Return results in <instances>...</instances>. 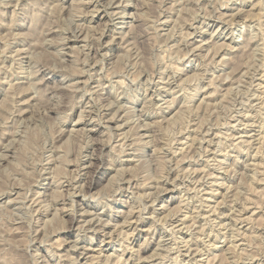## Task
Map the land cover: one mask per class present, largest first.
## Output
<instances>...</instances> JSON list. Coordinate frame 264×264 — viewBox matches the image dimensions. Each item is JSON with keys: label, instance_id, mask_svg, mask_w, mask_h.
I'll use <instances>...</instances> for the list:
<instances>
[{"label": "clouds", "instance_id": "obj_1", "mask_svg": "<svg viewBox=\"0 0 264 264\" xmlns=\"http://www.w3.org/2000/svg\"><path fill=\"white\" fill-rule=\"evenodd\" d=\"M0 264H264V0H0Z\"/></svg>", "mask_w": 264, "mask_h": 264}]
</instances>
